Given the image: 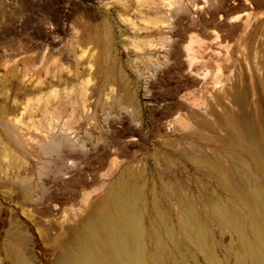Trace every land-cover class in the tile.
I'll return each mask as SVG.
<instances>
[{"label": "rangeland", "instance_id": "374dc122", "mask_svg": "<svg viewBox=\"0 0 264 264\" xmlns=\"http://www.w3.org/2000/svg\"><path fill=\"white\" fill-rule=\"evenodd\" d=\"M243 114L264 123V0H0V264L8 246L55 262L127 174L144 183L146 256L155 195L181 241L172 197L200 181L185 153L214 157L219 121ZM214 232L235 264L236 239Z\"/></svg>", "mask_w": 264, "mask_h": 264}, {"label": "bare ground", "instance_id": "6f19581e", "mask_svg": "<svg viewBox=\"0 0 264 264\" xmlns=\"http://www.w3.org/2000/svg\"><path fill=\"white\" fill-rule=\"evenodd\" d=\"M118 79L123 83L122 76ZM242 99L239 97L238 102ZM219 125L226 136L214 157L185 153L200 176L199 195L183 198L176 192L172 197L177 231L181 241L205 253L209 264H220L209 247L215 229L236 239L235 264H264V123L243 114L236 124L226 119ZM139 178L127 174L115 180L95 210L69 230L65 250L53 263L163 264L173 247L178 251L174 250L178 254L176 264H195L194 254L179 250L181 241H176L156 195L151 204L157 224L151 233L154 247L152 255L146 256L148 232L141 209L144 183ZM166 190L163 185V196ZM11 236L18 247H23V231L13 230ZM6 255L11 264H30L28 256L14 247L8 246Z\"/></svg>", "mask_w": 264, "mask_h": 264}]
</instances>
